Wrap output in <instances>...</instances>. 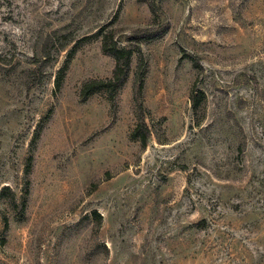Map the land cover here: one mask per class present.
Masks as SVG:
<instances>
[{
	"label": "rangeland",
	"instance_id": "374dc122",
	"mask_svg": "<svg viewBox=\"0 0 264 264\" xmlns=\"http://www.w3.org/2000/svg\"><path fill=\"white\" fill-rule=\"evenodd\" d=\"M0 264H264V0H0Z\"/></svg>",
	"mask_w": 264,
	"mask_h": 264
},
{
	"label": "trees",
	"instance_id": "16d2710c",
	"mask_svg": "<svg viewBox=\"0 0 264 264\" xmlns=\"http://www.w3.org/2000/svg\"><path fill=\"white\" fill-rule=\"evenodd\" d=\"M166 32L163 28L159 32L145 34L148 38L160 37ZM99 37L101 39V50L104 54L111 56L114 59V69L112 75L103 79H90L84 82L79 91V97L82 101L86 100L90 95L104 91L110 100H114L116 93L120 86L124 83L126 76L130 69L131 57L134 53L132 47L120 46L119 42L111 35L100 32ZM144 37V36H143ZM135 38V37H133ZM67 65L60 69L58 75L55 78V88L59 89L64 78V70ZM143 74H139L134 86L136 97L140 96L143 88ZM137 99V98H136ZM200 95L195 91L191 93V107L196 109L200 103ZM142 102L137 106V122L130 133L132 140L139 141L140 146L143 148L146 146L147 139L149 137V128L145 121V114L142 111ZM7 227V220L4 218V228Z\"/></svg>",
	"mask_w": 264,
	"mask_h": 264
}]
</instances>
